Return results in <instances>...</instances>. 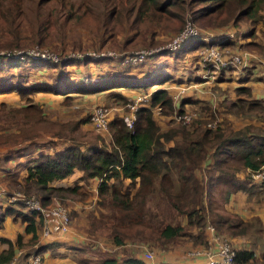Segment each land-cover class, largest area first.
<instances>
[{
	"label": "trees",
	"instance_id": "obj_1",
	"mask_svg": "<svg viewBox=\"0 0 264 264\" xmlns=\"http://www.w3.org/2000/svg\"><path fill=\"white\" fill-rule=\"evenodd\" d=\"M61 1L63 0H38V5L59 4ZM66 2L67 0L63 2L64 7ZM118 4L120 7L110 11L102 23H111V28L106 31L115 35L121 30L133 31L132 36L125 42L129 45L139 42L141 34L159 24L161 20L175 19L176 30H180L185 13H189L195 23L219 28L228 24L238 26V22L245 19L255 24L256 18L264 12V0H129L126 4L120 2ZM174 8H177V12H174ZM80 12L82 15L86 14L88 18L96 17L77 8L67 11L66 17L78 21ZM25 14L23 0H0V46L14 47L11 43L1 42V39H4L6 34H11L15 26L17 29L21 27L17 21L25 20ZM52 23L54 22L49 21L39 27L36 33L39 45L42 44V37L49 36L48 29ZM140 43L146 47L151 45L145 44L142 37ZM209 46L199 39H193L173 52L162 50L148 58L157 56L165 60L168 55H174L177 59L180 54L185 55ZM252 46L253 42L247 44L248 48ZM123 58L83 56L82 61L87 62L86 64L106 60L110 63L112 72L106 74L105 71L99 70L97 74L79 75V80L72 81L66 78L59 85H28L25 81L26 76L21 73L11 75V79L0 78V94L16 93L21 99H26L27 95L38 91H47L65 98H70L72 94L88 95L102 92L110 96L114 94L112 91L114 89H142L148 96L147 104H143L135 112L131 129L121 118L110 121L109 148L97 144L81 147L76 143L62 144L50 152L22 148L21 152L24 154H21L20 158L29 153L31 156L25 157L26 160L22 162L23 172L19 175L23 181L19 182V190L26 196L38 198L44 206L51 204L53 197H60L66 205L67 198L76 199L74 197L78 195L76 200L81 201L89 196V191L80 184V181L87 184L91 180L97 181V196L102 197L101 200L107 201L110 208L118 212L117 216L114 215L115 222L111 225L110 234V243L115 246L123 245L125 238L140 236L144 232L141 229L146 231L150 228L139 220L141 217L137 215L136 205L142 206L147 198L156 199L155 197L164 200L177 215L185 217L187 227H195L200 231V234L194 237V243H198V246L207 243L203 236L207 226L231 237L247 234L251 226L235 214L226 212L225 205L232 193L241 191L251 195L257 187L264 186V180L255 181L251 178V173L264 164V134L253 133L249 125L233 130L226 129L219 123L217 128H208L207 123L213 118L209 122L205 121V118H196L189 125H179L163 131L153 117V109L160 108L159 113L163 115L174 112L175 106L170 91L163 86L173 79L166 73H159L143 80L132 78L131 74L130 81H126L128 72L116 74V78L112 73L126 72L129 71L127 66L133 68L144 63L124 64ZM75 62L76 60L66 58L60 59L57 64L39 61L31 62L29 65L35 69L48 65L63 71L69 77L71 70L68 68L74 66ZM22 65L19 60L0 56V71L9 68L20 69ZM111 74L116 80H103V77L108 78ZM234 90L238 98L240 95L250 96L247 87L237 86ZM120 99L125 100V96L120 95ZM241 102L245 104L246 100ZM192 103L194 101L189 98L181 100L175 116L183 114L182 108ZM247 103L248 108H257V111L264 112V100ZM31 107L33 106L23 109L27 111L32 109ZM34 108L35 117L27 119H34V126L38 129L43 131L51 129L53 122L46 120L38 107ZM84 121L86 120L83 119L80 123ZM63 130V126H60L54 134L64 137ZM29 132L30 130L23 129L19 135L25 137ZM228 161L229 164H238V167H230ZM204 170L207 171V176L203 175ZM240 175L243 176L242 180L239 179ZM74 176L77 177L72 184L62 185L64 180ZM174 180L179 183L178 191L174 190ZM127 181L128 183L124 185ZM136 183L138 187L131 194V189L135 188ZM123 186H126V190H123ZM217 194L221 195L220 200L216 199ZM3 205L5 206H0V227H4L7 217L13 221L19 218L24 235L18 233L14 241L0 237V264L9 262L20 248L33 245L40 239L48 241L50 238H41L40 214L26 210L20 202ZM67 211L69 214V209ZM209 215H212L211 220ZM184 228L180 224H165L160 230L155 229L153 232L157 234V241L163 244L185 236ZM52 247V243H45L38 246L36 252L40 254ZM233 248L236 264H264V259H257L253 251L237 249L235 246ZM111 261L105 259L102 264H113ZM127 263L145 264L137 258H130Z\"/></svg>",
	"mask_w": 264,
	"mask_h": 264
},
{
	"label": "rangeland",
	"instance_id": "obj_2",
	"mask_svg": "<svg viewBox=\"0 0 264 264\" xmlns=\"http://www.w3.org/2000/svg\"><path fill=\"white\" fill-rule=\"evenodd\" d=\"M64 1L59 4L38 5V0H23L26 12L25 20L17 21L21 27L17 29L15 26V30H12L11 34H6L4 39H1V42H5V44L11 43L14 47L0 46V56L2 58L19 60L23 65L20 69L9 68L0 71V78L11 79V75L21 73L26 76V84L46 86L50 84L59 85L66 78H69L70 81L79 80V75L97 74L99 70L105 71L106 74L111 73L110 63L106 60L99 63L94 62L95 64H86L87 62L82 61L83 56L96 58L93 55L109 52L115 54L114 57L111 56L110 58L120 59L122 56L140 51L156 52V50L165 48L184 29L187 22L193 25L196 33L187 38L181 46L187 45L193 39H199L202 43L209 44V47H217L221 54H232L241 57L245 54L262 57L264 54V12L256 18L257 22L255 24L245 19L238 22V26L224 24L225 26L219 28L195 23L189 13L183 15L182 28L180 30H176L175 19L161 20L159 24L148 28L141 34L145 44H151L146 47L140 43L141 37L139 42L136 41L137 45L125 43L133 33V31L128 29L129 32L124 30L127 26L123 29L124 31L121 30L115 35L106 31L111 28V23H102L103 18L107 17L110 11L120 7L118 2L126 4L129 0H67L65 7L63 6ZM76 8L86 11V13H92L96 17L88 18L86 14L82 15L81 12L78 21L66 17L67 11H73ZM173 10L177 12V8ZM105 20L107 21V18ZM49 21L54 22L52 26H48L49 36L42 37V44L39 45V37L36 33L41 25H45ZM252 42L253 46L248 48L247 44ZM209 47H201L185 55L180 54L177 59L174 58V55H168L165 60L157 56L150 57L144 63L133 66V68L127 66L129 71L112 74L117 78L116 74L128 72L129 76H127L126 81H130L131 74L132 78L137 77L141 80L159 73H166L171 76L173 81L170 80L163 86L169 87L168 89L175 106L174 112L170 115H163V113L155 112L153 109V117L163 131L175 126L185 125L175 119V114H177L176 110L179 109L180 101L189 98L194 103L186 104L182 108L184 113L192 116V120L188 125L196 118H205V121L208 120V122L213 118L210 122L215 124V128L218 127L219 123L224 128L233 130L249 125L253 133L264 134V112L257 111V108H248L247 103L253 100L257 102L264 100V67L256 61L249 60L250 63L246 66L210 68L201 61V52ZM34 52H45V58L47 59L43 60L34 57ZM64 57L76 60L74 66L68 68V70H71L69 71L71 75L69 77L63 71L53 69L48 65L36 69L29 65L31 62L39 61L57 64L60 62L59 59L61 58L62 60ZM74 74L76 76H73ZM112 74L108 78L103 77V80H116ZM237 86L247 87L250 90V96L240 95L238 98L234 90ZM138 90L114 89L112 90L114 94L110 96L102 92L88 95L72 94L70 98L47 91L32 93L27 95L26 99H21L16 93L0 94V190L23 194L18 186L19 182L23 181L19 174L23 172L22 162L26 160L25 157L31 156V153H29L20 158L21 154H24L21 152L24 147H29L34 151L45 150L48 152L54 147L69 143H76L81 147L97 144L99 146L105 145L109 148L111 146L109 123L114 118L122 119L129 115L132 101L139 94L147 95L144 94L146 92L142 89ZM116 94L124 95L125 100L120 99V95ZM241 100H246L245 104ZM141 104H147V102H141ZM29 106H33L31 107L32 109L27 111L23 109ZM35 106L41 110V114L44 115L46 120L53 122L51 129L47 131L38 129L34 126V119H27L31 116L35 117L36 113L33 111ZM98 109L107 112V131L98 130L91 120L93 113ZM20 110L22 112H19ZM83 119L86 121L80 123ZM32 126L34 129H32ZM60 126H63V134L67 137L55 135L56 130ZM23 129L30 130L25 137L19 135ZM71 130L75 131L70 132ZM229 166L236 168L238 164L231 163ZM204 172L203 175L206 174L207 176V171L204 170ZM15 174L18 176H15ZM242 177L240 175L239 179ZM80 182L85 189L87 186L89 187L86 182ZM174 182V190L178 191L179 183L175 180ZM127 183L128 181L124 185ZM137 187L138 184L136 183L135 188L131 189V194L136 191ZM258 189L259 187L256 188V190ZM123 190H126V186H123ZM88 194L89 196L81 201L76 200L78 195H75L74 198L76 199L67 198L65 200L67 202L66 205L63 204L64 200L60 197H53L52 200L55 198L62 206L67 207L66 210L69 209L71 221L73 220L76 226L79 225V228L86 224L81 223V220L73 219L78 214L73 210L77 207L73 205L80 203L81 207L82 203L86 207L80 208V212L88 210V216L91 217L89 222L90 230L87 229V231L89 230L90 234L96 235L93 239L89 238L88 242L90 244H94V240L111 242V225L115 222L114 215L117 216L118 212L113 211L107 201L101 200L102 197L97 195L94 197L90 191ZM255 197H257V202H255L261 203V201H264V192L261 191L259 197ZM155 198H147L142 206L136 205L137 215L141 217L139 220L144 226H149L150 228L146 231L141 229L144 232L140 236L125 238V243L129 242L133 247L138 245L154 252L160 251V248L168 249L179 244L182 245L183 242L190 243L192 237L194 239L200 234V231L195 227H187L185 217L182 218L177 215L164 200L158 197ZM216 199L220 200L221 195L217 194ZM71 206L72 209L70 208ZM96 206L99 207L96 208ZM209 216L211 220L212 215ZM250 222L253 224L249 228L251 229L250 233L241 238L240 241L234 240L237 236L231 237L227 233L216 232L221 238L227 239L232 246H235V242H238L243 247L247 243V248L255 250L261 256V259H264V255H261L264 253V240L263 237L261 238L262 241L260 240V233L257 231V227L254 226V224H257V219L253 218ZM165 224H180L184 226L185 236L177 237L171 242L161 244L156 239L157 234L155 231L160 230ZM153 230L155 231L153 232ZM18 232L23 233V225L19 218L17 221H13L7 217L4 227H0V235L8 236L13 233V236H15ZM36 244L37 242L20 248L24 253L19 252L17 259L22 261L27 255L37 253L38 247L35 248Z\"/></svg>",
	"mask_w": 264,
	"mask_h": 264
},
{
	"label": "built area",
	"instance_id": "obj_3",
	"mask_svg": "<svg viewBox=\"0 0 264 264\" xmlns=\"http://www.w3.org/2000/svg\"><path fill=\"white\" fill-rule=\"evenodd\" d=\"M196 33L195 28L190 22H187L184 29L174 37L171 42H169L165 48L154 51H140L133 54H127L123 58L124 64L137 65L144 62L148 56L151 54L158 53L162 50H169L171 52L177 50L181 44L190 36ZM45 52H34V57L45 58ZM96 58L98 57H111L115 54L109 52H101L100 54L93 55ZM64 57L63 59H66ZM61 59V58H60ZM59 59V61H60ZM114 59V58H113ZM250 61H256L258 64L264 67V54L262 57H258L252 54H245L244 56L238 55H226L221 54L217 47L211 46L206 48L201 52V61L204 65L209 66L210 68L219 69L226 68L228 66H246ZM147 95L143 97H137L132 101L130 106L129 115L123 117V122L128 128H132L133 121L135 119V112L137 109L142 106L141 102H147ZM140 103V104H139ZM155 112H160V108L154 109ZM107 112L105 110L98 109L96 110L91 120L93 121L94 126L98 130L107 131ZM175 119L177 121L188 124L192 120V116L186 113L181 115H176ZM208 128H215L213 122L207 123ZM252 180L262 181L264 180V164L255 172L251 173ZM20 202L24 205L26 210L31 212H36L40 214L41 217V238H49L54 234H66L69 232L71 219L69 214L64 206H62L55 198L52 200V203L44 206L41 204L40 200L35 197H26L22 193H9L4 190H0V206L3 204H12ZM208 230L211 232V237L208 239L205 245L194 248L188 252V257L193 259H203L204 264H236L235 263V250L231 243L227 239L221 238L218 233L214 230L213 227L207 226ZM151 252H144V259L152 262ZM4 264H43V257L38 253H31L27 255L22 261H19L16 257H13L9 262Z\"/></svg>",
	"mask_w": 264,
	"mask_h": 264
},
{
	"label": "crops",
	"instance_id": "obj_4",
	"mask_svg": "<svg viewBox=\"0 0 264 264\" xmlns=\"http://www.w3.org/2000/svg\"><path fill=\"white\" fill-rule=\"evenodd\" d=\"M132 90L139 91L138 89H131V91ZM140 96L143 97V94H139L137 97ZM76 177L77 176H74L72 178H69L68 180H64L62 182V185L66 186L72 184ZM86 189L87 191L92 192L94 197H96L97 181L91 180L89 182V187L87 186ZM261 191L264 192V186L259 187V189L254 192L255 195H249L248 193L241 191L232 193L230 196V200L228 201L227 205H225V211L231 214H235L244 222H247L249 226L253 225L250 220L256 218L257 224H254V226L257 227V231H259L260 233V240L262 241V237L264 240V201H261V203H256L257 197H255H259ZM73 206L77 207L73 210L78 213L73 219L77 221L81 220V223L86 225H83L81 228H79V225L76 226L74 221L72 220L68 233L54 234V236L52 235L48 239V241L41 239L38 240L35 248L45 243L53 244L52 248L40 253L43 257V264H102L105 259L112 260L111 262H114L113 264H129L127 263V260L130 258H137L139 260H142L145 264H204L203 259H193L188 257V252L191 249L199 247L198 243H194L193 237L192 239H190V243L183 242L182 245L179 244L168 249L160 248V251L154 252H151L150 250L142 248L138 245L133 247L129 242H124L123 245L115 246L110 242H105L103 240H94V244H90L88 242L89 238L93 239V237H95L96 235L92 236L89 233V222L91 220V217L88 216L89 211L86 210L85 212H80V208L86 207L82 205V203L81 207L80 203ZM88 207L90 206L88 205ZM70 208L72 209V206ZM87 229L89 230L87 231ZM250 231L251 229H249L247 234H249ZM18 233H16L15 236H13L12 233L8 236L0 235V237L8 238L14 241ZM247 234L237 236L236 238H234V240L240 241L241 238H244ZM203 236L206 241L210 239L211 232L208 230V228L204 229ZM247 247V243L243 247L242 245H239L238 242H235V248L237 249L251 250ZM251 251L254 252L257 259H261V256H259L258 252H256L255 250ZM19 252L23 251L19 249L14 257H16ZM144 252H151L153 256L152 262L144 259ZM261 255H264V253Z\"/></svg>",
	"mask_w": 264,
	"mask_h": 264
}]
</instances>
